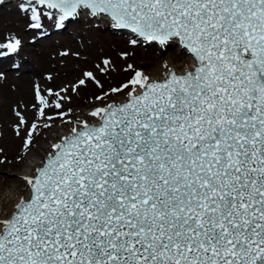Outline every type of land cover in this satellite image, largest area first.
Returning <instances> with one entry per match:
<instances>
[{
  "label": "snow or ice",
  "instance_id": "1",
  "mask_svg": "<svg viewBox=\"0 0 264 264\" xmlns=\"http://www.w3.org/2000/svg\"><path fill=\"white\" fill-rule=\"evenodd\" d=\"M15 2L29 28L103 19L178 39L195 63L163 80L136 70L111 90L126 101L71 122L0 219V264H264V0ZM20 47L8 37L0 58Z\"/></svg>",
  "mask_w": 264,
  "mask_h": 264
},
{
  "label": "bare ground",
  "instance_id": "2",
  "mask_svg": "<svg viewBox=\"0 0 264 264\" xmlns=\"http://www.w3.org/2000/svg\"><path fill=\"white\" fill-rule=\"evenodd\" d=\"M8 1L11 0H4L3 4ZM78 18L86 20L84 16ZM70 19L66 22H70ZM23 25L21 23L17 32H13L8 36L2 33L5 32L4 28H0V39H3L0 44H6L8 37L13 35L21 41V47L16 53H10L7 57L0 58V155L3 153L6 155L5 159L2 157L3 160L0 159L1 172L7 171L8 165L15 162L12 158L15 152L23 154L27 150L21 144L25 141L26 136L29 135L28 130L33 119L36 118L38 120L41 117L39 109L42 105L37 96L38 91L40 96L46 98L52 105L50 108H45V114L48 112L52 114L61 111V108L62 110H68L69 106H67V103L71 105L75 102V94L88 86L94 85V82L97 80L101 82L106 78L110 82H114L119 78H124L125 73L129 71H135L143 67L149 68L152 63L157 62L156 68H149L150 70L143 73L151 79L163 80L166 78V73L169 69L182 74L186 68L191 69L195 63L191 53L184 48L179 40L176 41L179 52H173L168 46L171 45L172 47L171 41L175 39L165 41L164 45L158 43L160 49H157L154 46L157 41L150 42V40L143 39V41L140 40V43L131 45L121 37L115 36V32L113 31L109 34L101 32L105 45L99 49V53L106 52V60L101 58V55H98L95 57L96 62H94L95 59H91L90 61V57L96 54L94 53L95 47L88 49L86 54L82 50L81 56H76L75 58L66 56L64 53L59 55L56 50L53 51L54 55L51 56L45 53V49L40 48L44 42L39 40L40 38L38 39V37L34 40H38L41 46L33 47L28 44L26 45L28 39L33 40L31 31L35 33V30L30 29L27 33H24L26 32L24 30L26 26ZM49 25L51 24L49 23ZM49 25L42 29H36V31L46 36L50 31ZM109 29L112 30L113 28L111 29L110 27ZM115 29L122 30L125 28ZM126 30L121 32L127 33L130 29ZM50 41L47 40L46 42ZM76 47L77 49H81L78 45ZM121 50L126 53L120 54ZM110 59L111 61H109ZM105 61L108 63L106 64ZM11 65H20L21 72L9 70L8 68ZM125 65L128 66L123 69L122 67ZM129 65L132 67L129 68ZM85 69H90L89 72L92 73L94 79L85 75ZM77 79L84 80L85 83L81 85L79 83L80 80L75 85L68 83ZM62 89H67V91H62ZM56 94L59 95L57 96ZM60 97H65V99L60 100ZM127 99L128 91L118 98L107 99L97 107H104L106 104H111L114 101L120 103ZM57 102L62 104V107L59 109L55 108V103ZM90 113L88 114L89 116ZM77 118L76 115L73 120ZM22 119L24 123L21 122ZM88 122L98 123L99 119L94 122ZM20 123L21 125H19ZM72 127L73 124L69 129L64 131H61V128L57 129L56 135H51L44 145L36 149L31 155L30 160L25 163L22 173L16 179L17 181L6 186L4 185L6 182L0 178V212L2 207L5 212V214L0 213V216L3 215L0 219H7L14 210V205L20 201L21 197L27 198L30 195L29 188L24 190L25 186L23 184L27 185L24 177L33 175L34 170L41 166V161L46 153L51 150V143L57 142L60 137L67 135ZM0 177H2L1 173Z\"/></svg>",
  "mask_w": 264,
  "mask_h": 264
},
{
  "label": "rangeland",
  "instance_id": "3",
  "mask_svg": "<svg viewBox=\"0 0 264 264\" xmlns=\"http://www.w3.org/2000/svg\"><path fill=\"white\" fill-rule=\"evenodd\" d=\"M30 13L25 14L22 13L18 10L17 3L15 0L8 1L7 3L0 4V28H4L6 35L8 36L12 34L13 32H17L19 25L22 23L24 24L23 26L25 27L24 33H27L28 30L32 29L28 27L29 24V19L28 16ZM84 16V15H81ZM86 17V16H84ZM86 20H81V18H78L74 21L72 18L70 19V22H66V27L64 28H56L54 26L49 25L50 21H45L46 26H50V31L48 32L49 34L44 36L41 33H38L36 29L31 31V34L33 36V40L38 37L39 40H42L43 46L40 47L42 49H45V53L47 55L53 56L54 53L53 51L56 50L59 55L61 53L66 56H72L75 58L76 56H81L83 51H85V54L87 53L88 49H91L92 47H95V52L94 56L90 57L91 59H95L96 56L101 55V58L105 57L106 52H101L99 53V49L102 48L103 45H105V42L102 40V35L101 32H106V33H111V31L115 32V36L121 37L123 40L128 42L131 45H134L132 41L135 39L137 43H140V40L143 41L144 38L137 36L136 34H133L131 30H129L127 33H122L121 31H127L126 29L122 30H117L113 28L109 23L105 22L103 19H96L92 17H86ZM95 25V26H94ZM111 27L112 30L109 28ZM48 29V30H49ZM37 39V38H36ZM3 39H0V43ZM28 39L26 45H30L33 47H39L41 46L38 43V40ZM47 40H51L50 42H46ZM178 39L172 40L171 45L168 46L169 49H171L173 52H179V48L177 46ZM151 42V41H150ZM156 42V41H155ZM25 43V42H24ZM23 43V44H24ZM135 43V44H137ZM158 43H161L160 41H157V43L154 44L155 48L160 49V45ZM164 45L165 43H161ZM79 46L81 49H77L76 46ZM26 47V46H25ZM24 47V48H25ZM83 50V51H82ZM1 51H5V49H1ZM120 54H125L126 52L121 50L119 52ZM88 55V54H87ZM166 58V57H165ZM111 61V59L109 60ZM96 62V59L94 60ZM158 65L157 63H152L150 65L151 68H156ZM128 65L123 66L122 68L125 69ZM103 68V66H101ZM149 68H139V71L145 72L147 70H150ZM9 70H13V72H21L20 65L14 66L11 65ZM90 69H85L86 73L89 72ZM136 71V70H135ZM135 71H129L125 73L124 78H119L118 80L114 82H110L109 79H103V81H95L94 85L88 86L84 89H82L81 92H77L75 94V102L70 105V103H67L68 108L71 109L72 111H68L66 109L57 112V113H52L50 114L49 112L46 114L47 117H52L53 119H46L45 117H40L38 120L35 118L33 119L32 123L30 124L29 132L31 130V126L33 123L37 125V129L35 132L32 134V140L33 143L31 146L26 147L25 146V141L28 138L26 136L25 141L21 144V146L26 147L27 150L23 154H19L18 152H15L13 155L14 163L8 165L7 171L1 172L2 178L6 184L4 185H9L10 183H14L17 181L16 179L20 176L22 173V170L25 166V163L30 160L31 155L33 154L36 149H38L40 146L44 145L45 141H48L50 139L51 135H56L57 129L61 128V131H64L66 129H69L74 121L73 119L77 115V117L80 120H87V121H92L94 122L95 120L99 118H94L89 116L88 114L94 110L98 105H101L104 103L107 99H115L118 98L119 96H122L128 91V89H124L121 92H112L111 90L114 88H120L123 84L128 83L131 79L134 78L135 76ZM109 77V76H108ZM80 79H77L75 81H70L68 82L69 84L75 85ZM133 87L132 85H129V88ZM107 93V95H105ZM97 97H102V99H97ZM61 112H67L68 114L65 116L59 115ZM72 113V114H71ZM74 114V115H73ZM57 115V116H55ZM72 118V119H71ZM47 124L49 127H44V125ZM21 125V123L19 124ZM5 159L6 155L3 153L0 155V159ZM2 159V160H3ZM12 159V160H13ZM1 166V165H0ZM3 181V182H4ZM24 190L29 188V186L24 185ZM1 212L5 214L3 207ZM0 212V213H1ZM3 217V215L0 216V218Z\"/></svg>",
  "mask_w": 264,
  "mask_h": 264
}]
</instances>
